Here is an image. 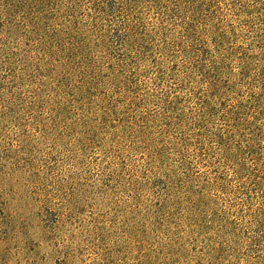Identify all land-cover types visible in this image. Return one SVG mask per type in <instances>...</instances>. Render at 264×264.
Masks as SVG:
<instances>
[{
  "label": "trees",
  "instance_id": "trees-1",
  "mask_svg": "<svg viewBox=\"0 0 264 264\" xmlns=\"http://www.w3.org/2000/svg\"><path fill=\"white\" fill-rule=\"evenodd\" d=\"M153 9L175 25L168 42L154 43ZM244 25L255 39L233 45ZM0 51L19 71L13 79L26 67L40 76L52 129L83 136L85 149L107 147L112 161L85 199L122 203L123 141L142 149L139 123L155 101L179 132L168 192L184 187L177 170L187 178L193 162H208L229 208L264 233V0H0ZM93 98L96 122L86 114Z\"/></svg>",
  "mask_w": 264,
  "mask_h": 264
},
{
  "label": "rangeland",
  "instance_id": "rangeland-1",
  "mask_svg": "<svg viewBox=\"0 0 264 264\" xmlns=\"http://www.w3.org/2000/svg\"><path fill=\"white\" fill-rule=\"evenodd\" d=\"M161 14L145 15L157 29L155 44L168 42L175 27L162 24ZM242 29L233 45L250 47L255 33ZM4 60L0 51V264H264V233L229 208L234 199L217 185L211 164L193 162L187 178L177 170L184 187L172 183L174 196L168 192L163 175L176 164L171 148L179 132L163 120L160 104L145 107L142 149L123 141L122 183L130 185L116 194L122 203L100 205L82 190L97 185L112 161L107 147L85 149L83 136L52 129L40 76L26 67L15 80L17 67ZM93 100L86 114L96 122Z\"/></svg>",
  "mask_w": 264,
  "mask_h": 264
}]
</instances>
